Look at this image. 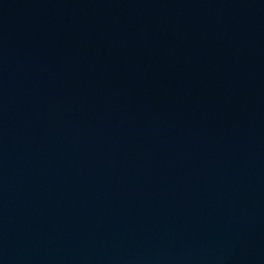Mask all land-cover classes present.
Listing matches in <instances>:
<instances>
[{"label":"water","instance_id":"95a60500","mask_svg":"<svg viewBox=\"0 0 264 264\" xmlns=\"http://www.w3.org/2000/svg\"><path fill=\"white\" fill-rule=\"evenodd\" d=\"M0 264H264V0H0Z\"/></svg>","mask_w":264,"mask_h":264}]
</instances>
